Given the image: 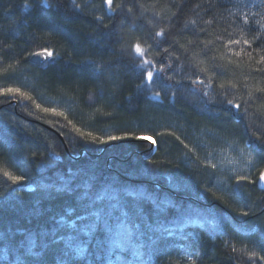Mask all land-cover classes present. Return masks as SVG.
I'll return each instance as SVG.
<instances>
[{
	"label": "trees",
	"instance_id": "obj_1",
	"mask_svg": "<svg viewBox=\"0 0 264 264\" xmlns=\"http://www.w3.org/2000/svg\"><path fill=\"white\" fill-rule=\"evenodd\" d=\"M75 3L0 0V264H264V0Z\"/></svg>",
	"mask_w": 264,
	"mask_h": 264
},
{
	"label": "rangeland",
	"instance_id": "obj_2",
	"mask_svg": "<svg viewBox=\"0 0 264 264\" xmlns=\"http://www.w3.org/2000/svg\"><path fill=\"white\" fill-rule=\"evenodd\" d=\"M207 149L210 151L207 159L208 167L216 171L220 180L222 177L234 179L237 176L246 175L252 166L251 155L239 148L236 143L226 141L224 138L217 137L215 144L208 145ZM219 179L217 183L222 185V181Z\"/></svg>",
	"mask_w": 264,
	"mask_h": 264
},
{
	"label": "snow or ice",
	"instance_id": "obj_3",
	"mask_svg": "<svg viewBox=\"0 0 264 264\" xmlns=\"http://www.w3.org/2000/svg\"><path fill=\"white\" fill-rule=\"evenodd\" d=\"M43 3H44V5H45V7L48 6V4H47V0H43ZM105 3H106L107 5H109V6H111L112 3H113V0H105ZM73 4H74V6L77 7V8L80 7V5H78V4L75 3V0H73ZM26 7H27V5H26ZM110 10H111V9H110ZM129 11H131V9H129ZM97 19H100V18L97 17ZM247 22H248V21H247V18H245V23H247ZM261 27H264V25H262ZM157 35L159 36L160 33H157ZM229 43H231V44H236V43H239V41H235V40H233V41H230ZM244 43H245L246 45H249V46H250L249 41H244ZM133 50H134L137 54H142V50H141V47H140L139 44L134 45V46H133ZM32 55H35V56L37 57V59L39 60V59H40L42 56H44V55H47L48 57H51V56H52V53H51V52H45V53H33ZM235 55L239 56L240 53H235ZM144 63H148V62H147V61H144ZM260 63H264V57H261ZM140 67L142 68L143 65H140ZM95 70H96L97 72H99V71H100V68L97 67ZM257 71L264 72V68L257 69ZM152 76H153V73H152V72H150V71L147 72V79H148L149 81L152 80ZM200 82H201V81H199V80L195 81V83H200ZM222 87H223V86H222ZM258 91H264V89H258ZM10 93H16V94L22 96L25 100L30 99V97H28L25 93L20 92L18 89H11V88H9V89L4 90L2 94L5 95V96H7V95L10 94ZM204 94L207 95V93H204ZM228 104H229V105H232L233 107H235V108H237V109H239V107H240L239 104H234V102H233L232 100H228ZM37 107L39 108V105H37ZM41 110H42V111H45V112L49 111V109H41ZM51 111H53V113L56 114V115H63V113H58V112H56L55 109H52ZM76 131H77V132H80L79 129H76ZM80 135H81V137H84L85 135H90V134L80 133ZM143 138H144V137H138V139H143ZM94 139H95V138H94ZM109 139L115 140V139H118V137H110ZM257 139H260V137H257ZM101 142H103V141H101ZM5 175H7V173H5ZM9 179H11V180L13 181V183H15L19 178H18V177H9ZM239 179H245V178H244V177H241V178H239ZM259 181H260L261 184H264V171H261V173H260V175H259ZM248 182H249V183H252L253 181L249 179ZM242 214L245 215V216L248 215L247 212H244V213H242ZM253 256H255V253H253ZM250 258H251V257H250Z\"/></svg>",
	"mask_w": 264,
	"mask_h": 264
},
{
	"label": "water",
	"instance_id": "obj_4",
	"mask_svg": "<svg viewBox=\"0 0 264 264\" xmlns=\"http://www.w3.org/2000/svg\"><path fill=\"white\" fill-rule=\"evenodd\" d=\"M47 51H38L35 53H45ZM54 59L52 57H48L47 55L42 56L39 60L35 55H31L29 58V63L32 65L42 66L46 63H51Z\"/></svg>",
	"mask_w": 264,
	"mask_h": 264
},
{
	"label": "bare ground",
	"instance_id": "obj_5",
	"mask_svg": "<svg viewBox=\"0 0 264 264\" xmlns=\"http://www.w3.org/2000/svg\"><path fill=\"white\" fill-rule=\"evenodd\" d=\"M149 141H151V142H152V139L150 138V139H149Z\"/></svg>",
	"mask_w": 264,
	"mask_h": 264
}]
</instances>
